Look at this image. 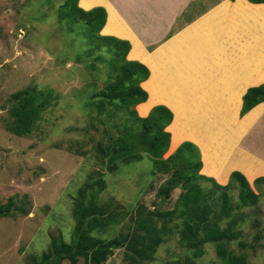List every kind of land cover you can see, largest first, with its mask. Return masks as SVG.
Masks as SVG:
<instances>
[{"label":"rangeland","instance_id":"rangeland-1","mask_svg":"<svg viewBox=\"0 0 264 264\" xmlns=\"http://www.w3.org/2000/svg\"><path fill=\"white\" fill-rule=\"evenodd\" d=\"M63 2L0 0V205L13 198L19 206L15 215L0 218V264H35L34 258L41 260L54 237L62 234L66 241H70L75 223L73 197H78L79 189L89 177L93 181L103 175L108 186L97 194L98 203H107L119 211L133 207L135 210L139 204L151 209H169L180 192L176 189L169 202L162 203L156 193L166 175L161 172L156 176L152 174L153 159L148 155L139 162H122L115 171H109L96 159V147L99 139L106 140L104 129L109 122H95L85 115L83 103L105 82H95L89 77L86 66L89 60L75 59L85 47L87 36L80 26L81 21L72 24L59 17L57 9ZM103 42L111 48L116 43L108 38ZM127 58L130 59L128 55ZM213 67L214 63L204 64L201 73L211 78L220 77L214 75ZM33 84L39 89L55 88L61 93L60 98L43 114L30 135H15L7 129L11 120L12 95ZM151 92L150 103L167 98L174 104L173 113L178 116L171 130V144L174 146L170 144L165 157L174 152L176 143L191 140L200 149L201 173L216 178L228 153L235 147H241L258 158L263 154L264 117L259 123L257 121L264 106L258 104L243 117L237 115L228 126L217 127L223 113L234 115L233 110L237 109L236 104L219 105L217 99L221 95L206 105L204 111L201 107L186 109L192 99L190 96L170 91L167 94L157 90ZM194 98L196 102L202 100L204 103L206 97L202 93ZM135 108L140 115L145 112L144 106ZM214 109L230 111L216 112ZM215 114L214 122H210L208 119ZM257 177H248L253 188ZM203 184L210 185V182L206 180ZM258 206L260 238L252 240L256 228L247 223L243 238L249 246L244 249L238 243L232 246L245 250L253 264H264V195ZM130 218L131 214L112 229L95 235L108 239L124 230ZM250 243H254L255 248ZM204 247L205 252L196 258L197 264L217 262L214 244L207 243ZM187 254L190 253L174 235L166 238L148 264H176L177 260L182 263ZM65 264L71 263L67 261ZM79 264H85L84 260L81 259ZM103 264L129 263L124 259V249L118 248Z\"/></svg>","mask_w":264,"mask_h":264},{"label":"trees","instance_id":"trees-1","mask_svg":"<svg viewBox=\"0 0 264 264\" xmlns=\"http://www.w3.org/2000/svg\"><path fill=\"white\" fill-rule=\"evenodd\" d=\"M221 1L208 0L207 4ZM249 1L264 3V0ZM201 3L203 8V1ZM57 12L59 17L72 24L82 22L80 26L87 36V43L75 59L89 60L86 65L89 77L95 82H105L83 103L85 115L95 122H109L104 129L106 140L99 139L96 147V159L109 171H115L122 162H139L148 155L153 159L152 174L166 175L156 193L162 203L169 202L176 189L180 192L169 209H151L139 204L135 210L133 207L119 211L107 203H98L97 194L108 186L103 175L93 181L89 177L79 189L78 197H73L75 223L70 241L62 234L54 237L41 260L34 258L35 264H65L67 261L79 264L81 259L85 264H103L118 248L124 249V259L129 264H148L166 238L174 235L190 253L184 255L182 263L177 260L176 264H197L196 258L205 252L207 243L215 246L218 261L214 264H253L245 250L232 245L238 243L241 249L249 246L243 238L247 223L256 228L252 240L260 238L262 229L257 214L260 197L264 195V161L237 146L218 176L213 178L201 173L200 149L192 141L182 142L165 157L172 137L167 127L174 114L164 104L155 105L146 116L138 113L135 107L149 96L142 82L148 79L150 70L144 63L127 58L131 48L128 40L101 33L107 20L106 8L85 9L79 0H64ZM106 38L116 42L114 48L104 44ZM60 94L55 88L39 89L35 84L17 90L11 98V120L7 129L15 135H30L43 114L57 104ZM263 102L264 83L248 88L243 96L240 117ZM231 170L234 171L227 184L217 182L225 181ZM248 177H257L254 188ZM206 180L210 185L203 184ZM18 209L15 200L10 198L0 205V218L13 216ZM129 214L131 221L124 230L108 239L98 236ZM250 246L255 248L254 243Z\"/></svg>","mask_w":264,"mask_h":264},{"label":"crops","instance_id":"crops-1","mask_svg":"<svg viewBox=\"0 0 264 264\" xmlns=\"http://www.w3.org/2000/svg\"><path fill=\"white\" fill-rule=\"evenodd\" d=\"M207 3L208 0H79L85 9L105 7L107 20L102 33L128 40L131 43L128 57L148 66L150 75L142 86L149 96L137 105L145 107L142 116L158 104L167 105L174 112V104L167 98L150 103L153 90L190 96L193 101L189 99L186 109L201 107L204 111L206 105L221 95L217 99L219 105L237 107L233 110L236 114L223 113L219 118L217 127H225L240 116L247 89L264 83V3L249 0ZM211 63L219 80L201 73L202 65ZM202 93L206 97L204 103L196 102L194 97ZM259 105L264 106V102ZM263 117L264 110L257 122ZM215 118L216 114L208 120L214 122ZM177 120L174 114L167 127L170 132ZM187 140L176 143L173 150ZM232 151L227 152L228 157ZM260 156L264 161V152ZM232 171L225 181L219 182L228 183Z\"/></svg>","mask_w":264,"mask_h":264}]
</instances>
